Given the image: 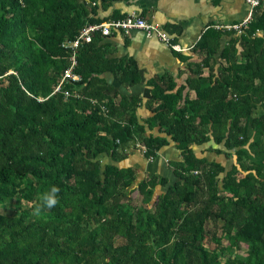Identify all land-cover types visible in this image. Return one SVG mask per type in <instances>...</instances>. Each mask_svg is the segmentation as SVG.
Wrapping results in <instances>:
<instances>
[{"label":"trees","instance_id":"obj_1","mask_svg":"<svg viewBox=\"0 0 264 264\" xmlns=\"http://www.w3.org/2000/svg\"><path fill=\"white\" fill-rule=\"evenodd\" d=\"M115 1L0 0V203H31L0 210V264H264V0L223 48L236 31L209 26L192 95L168 75L148 80L144 122L140 97L120 89L141 81L138 62L109 57L100 32L68 45ZM73 54L80 79L55 90ZM211 140L235 157L222 178L224 165L191 147ZM171 141L182 154L169 161L175 181L150 172L135 186L137 168L120 165L130 143L155 158ZM53 184L59 202L35 214ZM242 245L244 256L222 260Z\"/></svg>","mask_w":264,"mask_h":264},{"label":"crops","instance_id":"obj_2","mask_svg":"<svg viewBox=\"0 0 264 264\" xmlns=\"http://www.w3.org/2000/svg\"><path fill=\"white\" fill-rule=\"evenodd\" d=\"M247 10L245 0H116L110 5L102 4L99 7V16L120 19L136 12L161 26L168 32L171 41L181 47V50H177L157 36L149 37L139 29H133L128 35L115 32L103 40L107 55L112 58L124 56L135 59L139 64L141 81L130 87L120 88L123 84L117 81L112 72L108 71L103 75L122 91L140 97L138 114L140 121L144 122L153 114L152 107L149 106L153 95L151 86L147 84L148 80L157 74L168 75L177 82V87L184 88L185 94L192 95L193 92L186 88L187 81L196 75L199 71L198 64L203 60L200 53L194 51V47L210 28L209 26L238 23L246 16ZM236 34L239 33L225 32L220 39L221 48L228 45ZM215 57L217 63L215 66L220 62L225 63L219 51L216 52ZM202 72L204 75L208 74L209 68H203ZM191 147L198 156L206 157L209 161L216 160L215 157L218 156L217 160L223 162L226 168L235 163V159L226 160L224 152L222 155H212L211 150H207V154L204 153L201 145L193 144ZM129 159L130 157L126 158L124 166L130 165L127 164ZM171 160H182L181 150L173 141L163 146L154 160H146L147 163L141 164V175L144 173L142 179L152 172L168 177L170 183L174 182L176 176L169 166ZM135 165L138 167V164Z\"/></svg>","mask_w":264,"mask_h":264},{"label":"built area","instance_id":"obj_3","mask_svg":"<svg viewBox=\"0 0 264 264\" xmlns=\"http://www.w3.org/2000/svg\"><path fill=\"white\" fill-rule=\"evenodd\" d=\"M245 2L248 6L247 16L238 23L224 25L225 29L235 30L241 33L244 26H247L253 19L254 10L261 4V0H245ZM133 29H139L149 37L155 35L160 40L166 42L168 45H171L173 48L181 50V47L171 41V38H169L161 26L155 24L151 19L141 14H137L136 12L129 13L120 19L109 18L106 21L100 23H89L85 25V27L80 31L76 39L72 42H69L68 45L72 46V48H75L80 43L90 42L93 39V34L95 32H100L104 36H110L115 32H121L122 34L128 35ZM75 64L76 59L75 54H73L71 67L65 71L64 75L59 81V85L55 88V90H59L63 81L69 78L74 80L80 79V76L73 71ZM65 93L70 95L68 91Z\"/></svg>","mask_w":264,"mask_h":264},{"label":"rangeland","instance_id":"obj_4","mask_svg":"<svg viewBox=\"0 0 264 264\" xmlns=\"http://www.w3.org/2000/svg\"><path fill=\"white\" fill-rule=\"evenodd\" d=\"M247 14H248V10H247V13H246V16H247ZM245 16V17H246ZM224 25H227V24H218V28H223V29H225L224 28ZM245 28H246V26H244ZM164 30V29H163ZM225 30H228V29H225ZM165 32H166V30H164ZM237 32V31H236ZM167 33V35L169 36V38H171L170 37V35L168 34V32H166ZM239 34H240V32H238ZM155 131H157V129H155ZM157 133V132H156ZM213 141V140H212ZM210 142V141H209ZM205 143V144H202L201 146V149H202V151L204 152V153H206L207 152V150H211L210 152L212 153V155H216V154H219V155H222L223 153H219V152H217L216 150H217V148H220V149H223L224 150V146H223V144L221 143V144H217V143H215V141H213V142H210V143ZM140 144L139 143H135V144H132V143H130V145L128 146V148L126 149V151H125V153L127 154V158H129L130 157V159H129V161H127V164H130L131 166H134V167H136L137 168V171H138V178H137V181L135 182V186L140 182V180L142 179V176H143V174L144 173H142V175H141V164L144 162V163H147V161L146 160H154L155 158H147L145 155H144V153H143V150L145 149V147L143 146V149L139 146ZM198 145V144H197ZM200 146V145H199ZM210 147H211V149H210ZM225 151V150H224ZM202 152V153H203ZM231 152V151H230ZM225 153V152H224ZM234 153V152H233ZM207 154V153H206ZM227 157V156H226ZM225 157V158H226ZM100 160H101V162H102V164H106V163H109L110 161H111V158H110V156H108V155H100ZM216 158V160H217V158H218V156H216L215 157ZM214 158V159H215ZM230 158H232V159H235V157H233V156H230V157H227L226 158V160H230ZM212 161V160H211ZM218 161V160H217ZM126 162V158L125 159H123L121 162H120V165L121 166H124V163ZM221 162V161H220ZM222 164H223V162H221ZM232 163H233V161H232ZM135 164H138V167L135 165ZM230 164V163H229ZM224 165V170L223 171H221L220 173H219V176H220V178H222V176H223V174H225V172L227 171V170H230L231 168H232V166H228L227 168H226V166H225V164H223ZM226 165H228L227 163H226ZM127 166H129V165H127ZM140 174V175H139ZM165 189V187H161V186H159V187H157L156 188V192H155V194H156V196H157V194H159L161 191H163ZM30 205H31V203H29V201H26V200H23V201H21V200H19V199H16L15 198V200L13 201V203H8V202H5V203H0V210H1V212H3V213H6V214H9V215H16V214H18L19 213V210L21 209V208H29L30 207ZM207 238H208V241H207V246L208 247H214V243H211L209 240H210V238H209V235L207 236ZM246 253V245H242V247L241 248H234L233 250H232V252L231 253H227V254H225L223 257H222V260L224 261V260H226L229 256L230 257H241V256H244V254Z\"/></svg>","mask_w":264,"mask_h":264},{"label":"clouds","instance_id":"obj_5","mask_svg":"<svg viewBox=\"0 0 264 264\" xmlns=\"http://www.w3.org/2000/svg\"><path fill=\"white\" fill-rule=\"evenodd\" d=\"M58 185H51L42 195L41 202L34 208V213L39 215L44 209H51L59 202Z\"/></svg>","mask_w":264,"mask_h":264}]
</instances>
